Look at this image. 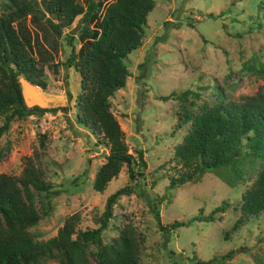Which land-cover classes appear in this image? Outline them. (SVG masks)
<instances>
[{"label":"rangeland","instance_id":"1","mask_svg":"<svg viewBox=\"0 0 264 264\" xmlns=\"http://www.w3.org/2000/svg\"><path fill=\"white\" fill-rule=\"evenodd\" d=\"M31 1L44 10L41 0ZM259 1L156 0L141 45L125 60L129 76L125 86L110 97V109L124 132L128 152L136 157V151L142 150L146 164L143 182L135 183L142 178L138 177L133 192L116 198L102 241L110 243L123 225L131 223L142 235L140 264H196L191 262L194 255L206 261L229 251L234 254L225 264H264V212L232 229L240 216L243 194L255 174L245 183H235L227 170L219 169L206 173L200 182L167 189L175 146L189 127L182 122L183 108L198 111L221 96L241 101L263 85L249 68L264 63V9H257ZM44 13L45 18L58 21L53 14ZM15 27L28 40L30 54L44 67L47 82V89L41 90L20 78L25 104L68 107L67 116L58 111L15 120L0 136V173L18 176L24 157L37 150L43 153L45 180L59 190L48 214L29 228L37 241L44 242L73 214L80 217L79 230L96 228L107 198L130 181L123 167L104 192L93 190L95 173L105 161L109 146L98 142V137L76 119L80 76L74 68L60 65L70 53L67 30L56 38L44 18L34 15L17 21ZM74 28L71 35L77 50L81 45L78 24ZM55 63L56 75L51 70ZM184 91L199 96L189 94L185 102L175 97L165 99ZM3 121L0 115V125ZM40 135L46 137L44 149L39 145ZM223 202L228 208L217 214L219 219L191 220L199 211L207 215ZM155 212L162 225L175 220L189 224L173 231L165 243ZM94 252L93 245L86 250L89 264H98ZM41 264L59 261L46 258Z\"/></svg>","mask_w":264,"mask_h":264},{"label":"trees","instance_id":"2","mask_svg":"<svg viewBox=\"0 0 264 264\" xmlns=\"http://www.w3.org/2000/svg\"><path fill=\"white\" fill-rule=\"evenodd\" d=\"M155 2L41 0L44 10L57 18L58 21L54 22L45 18L44 10L31 0H0V115L4 116L0 136L15 120L55 115L58 111L67 116L66 106H27L19 82L22 78L34 87L47 89L44 67L30 54L28 40L15 27V23L26 16H40L56 38L62 36L63 29L67 30L65 40L70 53L60 65L74 68L80 76L76 119L98 137V142L109 146L105 161L95 173L93 190L104 192L123 167H126L130 181L107 198L104 211L96 219V228L79 230L80 217L73 214L66 218L55 236L40 242L29 228L42 215L48 214L51 200L59 190H54L45 180L42 152L35 150L32 155L24 157L23 169L18 176L0 173V264H41L46 258L57 259L59 264H89L86 250L90 245L95 247L93 254L98 264H140L142 235L131 223L123 225L110 243L102 241V231L112 215V205L119 195L133 192L135 183L143 182L146 164L142 150L136 151V157L128 152L124 132L110 109L109 99L125 86L129 76L125 60L141 45L147 17ZM257 9H264V0L258 2ZM76 24H79L81 41L77 50L73 43L75 38L71 35ZM249 68L263 80L256 94L241 101L221 96L198 111L183 108L182 122L189 123V127L175 146L173 160L176 165L170 167L167 174L169 190L200 182L206 173L219 169L227 170L235 183H245L250 175L255 174L243 194L240 216L233 230L264 212V63ZM51 70L56 75L58 63L52 64ZM189 94L199 96L184 91L171 93L165 99L175 97L185 102ZM45 138L40 135L42 149L45 148ZM227 208L228 204L223 202L207 215L199 211L191 220L214 221L220 218L217 214ZM154 216L165 243L173 231L189 224V221L175 220L162 225L158 213L155 212ZM233 254L234 251H229L206 261L194 255L191 262L225 264Z\"/></svg>","mask_w":264,"mask_h":264},{"label":"crops","instance_id":"3","mask_svg":"<svg viewBox=\"0 0 264 264\" xmlns=\"http://www.w3.org/2000/svg\"><path fill=\"white\" fill-rule=\"evenodd\" d=\"M22 79V78H21ZM20 80V79H19ZM22 80H24V79H22ZM25 81V80H24ZM30 85V84H29ZM32 86V85H31ZM49 105H51V104H49Z\"/></svg>","mask_w":264,"mask_h":264},{"label":"water","instance_id":"4","mask_svg":"<svg viewBox=\"0 0 264 264\" xmlns=\"http://www.w3.org/2000/svg\"><path fill=\"white\" fill-rule=\"evenodd\" d=\"M78 26H79V24H78ZM74 30H75V29L72 30V33L74 32Z\"/></svg>","mask_w":264,"mask_h":264},{"label":"bare ground","instance_id":"5","mask_svg":"<svg viewBox=\"0 0 264 264\" xmlns=\"http://www.w3.org/2000/svg\"><path fill=\"white\" fill-rule=\"evenodd\" d=\"M36 88H39V87H36ZM40 89V88H39Z\"/></svg>","mask_w":264,"mask_h":264}]
</instances>
